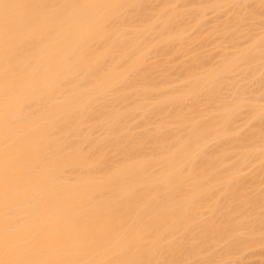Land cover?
Listing matches in <instances>:
<instances>
[{
  "label": "bare ground",
  "instance_id": "1",
  "mask_svg": "<svg viewBox=\"0 0 264 264\" xmlns=\"http://www.w3.org/2000/svg\"><path fill=\"white\" fill-rule=\"evenodd\" d=\"M200 1L0 0V264H238L264 247V98L238 83L263 80L264 25L247 33L264 0L235 25L248 44L223 22L233 50L214 64L148 62L207 10L248 8Z\"/></svg>",
  "mask_w": 264,
  "mask_h": 264
},
{
  "label": "rangeland",
  "instance_id": "2",
  "mask_svg": "<svg viewBox=\"0 0 264 264\" xmlns=\"http://www.w3.org/2000/svg\"><path fill=\"white\" fill-rule=\"evenodd\" d=\"M200 1V0H199ZM247 1H249V0H246V3L245 4H247L248 5V8H247V6L245 5V7H242V9L244 10V12L243 13H246L249 9H250V7L252 6V8L254 7V3H252L251 4V1L252 0H250L248 3H247ZM201 3H202V1H200ZM253 2V1H252ZM256 4V3H255ZM231 5V4H230ZM230 5L228 6V7H230ZM257 5V4H256ZM261 5V6H260ZM264 4H261V3H259V6L257 5L255 8H256V10H255V8H253L252 10H254V11H256V14H255V12H254V14L256 15V18H255V15H254V18L253 17H251L250 18V20L248 19L247 20V17H250V15L251 16H253L252 14H250L249 16H246L245 17V15H247V13L249 14V12L250 11H248L246 14H242V13H240V12H238V10H240V9H238L237 10V12L239 13H237L236 12V10L234 11H231V9H232V7H231V9L229 8L228 9V7H225L224 9L222 8V10L220 9L219 11H213L212 12V10H211V13L209 12L210 11V9H209V11L207 10L206 12H205V17H204V19H202L201 20V23H203V20H204V23H203V25L199 28L201 31V33L199 34V33H196L195 34V32H194V34H192L193 32L192 31H190L189 32V36L188 37H190V38H188L190 41H188L189 43H186V44H184V47H183V45H182V48L180 47H177V46H175L178 50H176V53L174 52V51H170V52H172V53H170V54H173V53H175V55L172 57L170 54H166V53H162V54H159L158 56H153V57H151V56H149V59H150V61L148 60V62H151V63H154L155 62V64H157L158 65V67H156V69H158V71H160V70H162L165 66L167 67L168 65H170V66H172V68L171 67H167L168 69L167 70H169V68L171 69V70H169L170 72L173 70V69H175L176 68V70H177V66L180 64V63H182L184 60V62H186L188 59H190V57L192 58L193 57V55H195V54H199V55H195L196 57L198 56H201V58L200 59H203V60H205V61H207V64H205L206 65V67L207 66H210V64L212 65V64H214V62L217 60H219L218 59V57L219 56H221V54H228V53H226V52H229L230 51V53H231V51L233 50V47H232V41H231V37H232V34H229L232 30H234V26L235 25H238V28H237V26H235V31H236V28H237V30H238V33H240V31L241 30H239V27L242 29H244L245 28V30L247 29V27H248V29H250V26L249 25H251L252 24V22L250 23L249 21H251V19L253 20V21H255V22H257V24L258 23H260V24H258V26H256L255 24V22H253V24L251 25L252 27V29L250 30V32H249V30L247 29L246 31H244V30H242L241 32H249V33H247V35H253L252 37H256L258 34H260L262 31H263V29H264V27H263V25H264V7H262ZM227 6V5H226ZM232 6V5H231ZM183 8V7H182ZM186 8V7H185ZM187 8H189V6H187ZM246 8V9H245ZM225 9H226V11H225ZM242 9H241V12H242ZM227 10H229V11H227ZM251 10V9H250ZM246 11V12H245ZM221 12H223V13H221ZM232 12V13H231ZM233 12L237 15V19H244V17L246 18L245 20H240L239 19V22L238 23H236V24H234L235 23V20H234V18L233 17H236V15L235 14H233ZM206 13H207V15H206ZM250 13H252V11L250 12ZM240 14H242L241 16H240ZM233 15H235V16H233ZM240 16V17H239ZM217 18V19H216ZM233 19V20H232ZM236 19V18H235ZM214 21H215V23H214ZM218 21V22H217ZM222 22V23H220V22ZM238 20H236V22H237ZM240 21H241V23H240ZM223 22H227V23H229V24H231L232 26H233V29H232V27H230L231 25H229V24H227L229 27L228 28H230L231 29V31L230 30H228V28L226 27V25L224 26V27H226L227 28V31H229L228 33H227V31H225V30H223L224 29V27H223ZM205 23H206V25H205ZM217 23V24H216ZM201 25V24H200ZM215 25V26H214ZM216 25H217V28H216ZM219 25H221V27L222 28H220V26ZM240 25V26H239ZM255 25V26H254ZM261 26V28L263 27V29H261L260 28V26ZM258 27V28H257ZM204 28V29H203ZM213 29V30H212ZM219 29L222 31V32H220L219 31ZM192 32V33H191ZM217 32V33H216ZM219 32L220 33H223V36H222V34H219ZM243 32V33H244ZM190 33H191V35H190ZM227 33V38H228V40H229V35H230V40H229V42L227 41V40H225L223 37H225L224 36V34H226ZM237 33V31H236V37L234 36V41H239V42H237V43H242V45H246V44H248V42H246L247 40H245V37H244V34L243 33H241V34H243V35H241V34H238ZM246 33H245V36H246ZM198 35V36H197ZM200 35V36H199ZM234 35V34H233ZM192 36L194 37V38H192ZM238 36V37H237ZM239 36H241V37H239ZM243 36V37H242ZM238 38V39H237ZM247 39V38H246ZM230 41H231V43H230ZM236 43V42H235ZM232 44V45H231ZM240 45V44H239ZM242 45H240V46H242ZM185 46H186V50L185 49H183V48H185ZM176 48H174V50L176 49ZM181 49V51H179ZM187 49H189V53L188 54H186L185 56L183 55L184 54V52H187ZM184 52H183V51ZM224 50L226 51L225 53H223L224 52ZM179 51V52H178ZM191 51V52H190ZM167 52H169V51H167ZM183 52V53H182ZM194 52H196V53H194ZM194 53V54H193ZM204 55V56H203ZM206 57V58H205ZM193 58H195V57H193ZM192 58V61L194 60L195 61V59H193ZM209 58V59H208ZM169 59H171L170 61H169ZM203 60H201V61H203ZM157 61V62H156ZM188 61H190V60H188ZM216 61V62H217ZM196 62V61H195ZM190 63H191V61H190ZM193 63V62H192ZM183 64V63H182ZM217 64V63H216ZM204 66V65H203ZM165 67V68H166ZM179 67V66H178ZM165 68H164V70L163 71H167V70H165ZM205 68V67H204ZM258 69L260 70V67H258ZM263 69V70H262ZM262 70V71H261ZM261 70L260 71H257V72H262V74L261 75H258V77H260V78H263V80L261 81L260 79V81L262 82H260L259 80H258V82L256 83L255 82V80L253 81H250V82H246V80H242L244 83H240V82H238L240 85H246V86H244L245 87V92H244V94H243V96L244 95H247V93L246 92H248L249 91V94H250V96L252 95V94H254V93H256V94H259V96H257V97H259V98H264V93H262V92H264V67L263 68H261ZM157 71V73L156 74H154V75H157V74H160L161 73V71L160 72H158ZM174 72V71H173ZM173 75V74H172ZM239 76V75H238ZM262 76V77H261ZM173 77V79H179V78H175V77H177L176 75H174V76H172ZM237 77V76H236ZM157 79V78H156ZM237 79H239L240 81H241V79H240V77H238ZM158 80H159V77H158ZM239 80H237V81H239ZM177 81V80H176ZM182 81V80H181ZM181 81H177V82H174L175 84H174V86H176V84L177 85H181V84H183V83H181ZM260 82V83H259ZM247 83H249L248 85H247ZM256 85H255V84ZM253 84V85H252ZM262 84V85H261ZM179 85V86H180ZM249 85H250V87H249ZM173 86V85H172ZM247 86H248V88H249V90H246V89H248L247 88ZM254 90V91H253ZM227 93L228 94H232V93H230L229 91H227ZM233 95V94H232ZM263 95V96H262ZM242 96V97H243ZM249 96V95H248ZM248 96H244L243 98H247L246 100V102H248V99H255L256 98V96H255V94L254 95H252L251 96V98L250 97H248ZM230 96L228 95V98H229ZM231 98V97H230ZM233 98V97H232ZM263 98H262V100H263ZM245 100V99H244ZM257 101H258V103H259V100H258V98L256 99ZM261 100V99H260ZM248 103H250V101L248 102ZM247 103V105L248 106H250L249 104ZM264 103V102H263ZM263 103H262V105H263ZM246 104L244 105L245 107L247 106ZM261 104H260V106L261 107H263ZM243 106V107H244ZM247 106V107H248ZM244 108V109H242V111H241V109H240V111H241V113H239V115H240V118H238V119H240V121H238L239 122V124H238V122L236 123V125H234V126H237L238 125V127L239 126H241V122H247V115L249 116L250 115V108H249V110H248V113L249 114H247L246 115V119L244 118V115L246 114L245 112H247V109L248 108ZM246 109V110H245ZM262 111H264V107H263V109H262ZM243 112V113H242ZM238 115V116H239ZM262 117L264 118V114L262 115ZM241 118H243V120L241 119ZM245 119V120H244ZM262 120V119H261ZM255 121H257V120H255ZM260 123L262 122V121H260V120H258ZM263 121H264V119H263ZM249 122V121H248ZM251 122H254V120H251L250 119V122L248 123V125H252L253 123H251ZM259 122H258V125H259ZM243 124V123H242ZM245 124V123H244ZM247 124V123H246ZM245 124V127H244V129L246 130L247 128H248V130H249V126L248 125H246ZM254 124H256V123H254ZM253 124V125H254ZM151 125V124H150ZM252 125V126H253ZM257 125V127H258V129H260V130H258L261 134L263 133L264 134V122H262L259 126ZM248 126V127H247ZM255 126V125H254ZM149 127V126H148ZM147 127V128H148ZM150 127H152V126H150ZM149 127V128H150ZM260 127V128H259ZM240 128H242V126L240 127ZM239 128V129H240ZM244 129L242 130L241 129V133L242 132H244ZM254 131L255 130V128H250V131ZM257 130V129H256ZM238 131V130H237ZM250 131H247V132H250ZM246 131H245V133H247ZM262 134V135H263ZM261 163H264V159L263 160H261ZM255 165H259V162H258V164L256 163ZM256 166V167H257ZM253 167V166H252ZM254 168V167H253ZM252 169V168H251ZM251 169H250V171H251ZM245 171V170H244ZM247 171V170H246ZM249 172V170L245 173V175L247 174ZM243 174V173H242ZM248 177V174L246 175V177L244 178V179H246ZM264 178V177H263ZM260 181H262V180H260ZM260 184H261V188H264V181H262V183L260 182ZM260 186V185H259ZM263 246H261L260 248H255L256 249V251H257V253H259V252H261V248H262ZM255 249L254 250H252L251 252H249V251H247V254H245L243 257H245V256H247L248 258H244V259H242L241 257V259H239L240 261H241V263L242 264H246V262L248 263H250L251 262V264H259L258 262H260V260L262 261V260H264V256H262L263 254H261V255H259V254H257V253H255L256 251H255ZM263 249H264V247H263ZM253 251H254V253H255V256H252L251 257V253H253ZM262 252H264V250H262ZM249 253V254H248ZM250 255V256H249ZM253 255V254H252ZM249 257H250V259H249ZM263 257V258H262ZM252 258V259H251ZM262 258V259H261ZM249 259V260H248ZM251 260V261H250ZM228 261H230V260H226V261H224V264H226V262H228ZM236 261L237 262H240V261H238L237 259H236ZM236 261H234V262H236ZM230 262H233V261H230ZM230 262H228V264L230 263ZM244 262V263H243ZM241 263H238V264H241ZM231 264H233V263H231ZM235 264V263H234ZM237 264V263H236Z\"/></svg>",
  "mask_w": 264,
  "mask_h": 264
}]
</instances>
